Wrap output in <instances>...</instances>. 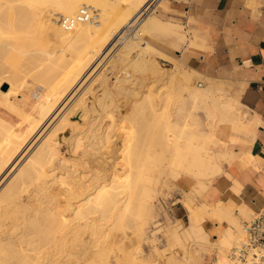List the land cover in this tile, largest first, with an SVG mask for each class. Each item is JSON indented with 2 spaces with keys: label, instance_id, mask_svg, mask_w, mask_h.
<instances>
[{
  "label": "bare ground",
  "instance_id": "bare-ground-1",
  "mask_svg": "<svg viewBox=\"0 0 264 264\" xmlns=\"http://www.w3.org/2000/svg\"><path fill=\"white\" fill-rule=\"evenodd\" d=\"M153 2L154 0H0V52L11 51L19 53L20 57L26 56L29 60L27 62H31L34 67L35 76L40 77L43 85L41 91L34 93L30 102L26 100L22 103L16 100L19 97L16 87L21 78L18 74H21V70L18 68V71L9 76L0 75V85L6 78H10L8 91H0V264H84L88 260L94 261V264L113 263H110L107 249L104 251L102 246L103 248L96 250V246L108 240L107 231L119 230L126 234L127 229L134 224L138 226V230L143 229L156 195L158 178L165 169H169L174 176L191 175L195 179L194 191L201 196L213 178L223 171V162H231L236 155L219 147L221 142L215 135L218 126L231 122L235 130L245 134L250 132L248 115L239 109V95L231 94L227 85L223 86L219 80H212L206 88L186 84L182 88L186 94L175 96V78L171 76L170 85L160 92V107L153 91L136 106L137 111L140 109V114L142 112L149 119L148 125L147 121L144 123L147 126L142 124L146 134L156 138L152 146L151 143L144 142L145 145H138V148L137 143L141 139L137 133L139 125L131 128V125L125 124L119 131L123 140L120 150L123 162L121 168L125 169V173L113 171L108 179L93 188L83 180L85 177L81 176L75 181L71 177L72 168L69 170L68 159L63 156L64 153L62 155L59 147L63 143L59 141V130L71 121V113H81L80 120L84 121L86 129H79L78 134L74 132L76 135L68 140L73 153L84 150V153L93 154L94 141L89 139L96 138L99 134L98 129L94 128L96 119L92 115L96 104H91L92 101L89 102L91 105L87 104V97L83 94L76 95L78 85L92 64L97 59L104 60L112 51L113 44H119V40L121 51H116L118 53L114 57L123 60L137 48L139 50L135 56L145 64L155 63L156 59L150 55L151 52L172 57L155 45L143 41V33L164 38L171 46H201L196 32L193 38H188L184 28L178 23L164 20L156 13L150 12L143 16ZM84 5L97 11L94 20L79 22L70 30L56 23L59 15L75 16ZM136 21H140V36L135 39L126 32ZM46 34L54 38L45 40L43 36ZM40 37L45 43L38 42ZM34 43H40L38 46L42 48L41 54L37 53L36 46H32ZM31 47L35 49H32L33 52ZM2 68L0 65V70ZM91 72L88 73L89 76ZM125 74L124 78L127 79L130 73L126 69ZM101 76L104 75L100 74ZM122 80L119 79L120 82ZM22 83L23 80L20 85ZM90 84L91 82L89 86ZM108 89L107 86L103 91ZM96 95L98 96L97 93ZM102 99L97 100L102 103ZM69 100L71 105L68 104V109L59 113L57 125L54 128L51 126L53 129L47 132L43 130L44 134L32 146L41 125L48 122L53 113ZM73 125L72 123L70 128ZM105 134L106 140L111 138L107 132ZM84 138L89 141L86 146ZM156 143L160 145L161 151L156 150ZM164 163L165 168L160 173L157 169ZM12 169L13 172L7 177L6 174ZM156 170L159 176L155 174ZM185 205L195 217L193 215L194 219L186 229L181 230L180 227L181 229L172 230V245H179L182 250L179 254H171L163 264H201L199 255L207 250L215 251L214 264H240L233 251L246 239L243 219L251 218L253 211L245 205L237 206L223 201H204L197 211L189 204ZM208 218L215 220L217 234L214 239L205 228ZM108 222L113 224L108 227L109 230L104 229ZM84 232L86 235L88 232V240L84 239Z\"/></svg>",
  "mask_w": 264,
  "mask_h": 264
},
{
  "label": "rangeland",
  "instance_id": "rangeland-1",
  "mask_svg": "<svg viewBox=\"0 0 264 264\" xmlns=\"http://www.w3.org/2000/svg\"><path fill=\"white\" fill-rule=\"evenodd\" d=\"M160 1L161 0H159L158 2H155L156 6H152L154 8V10L151 11V13H153V14L156 13V15L160 16L164 20H168V21L180 24L184 28L188 38H193L194 34L192 37H189V33L192 30L191 27H186L180 20L174 19L172 17H170V18L169 17H163L160 15V13L158 11V3ZM139 22L140 21H136V23H134L132 26H130L128 28V30L126 32V33H128V36H130V37L132 36L135 39L139 38V36H140V34H139L140 32H138ZM56 23L58 25H60L58 22V18H56ZM48 34L43 36L45 40H48V38H49V40H51L55 37V35L52 33H50V34L54 37H52L51 35L48 36ZM46 36H47V39H46ZM141 36L143 37L142 38L143 41H146V43L148 42L152 45H155L158 48L161 46H164V45H159L162 42L166 43L167 44L166 46H168V48L172 51L174 49L179 50V49H182L184 47H187L185 45L171 46L166 41V39L159 38V37H153L147 33H143V34H141ZM42 39L43 38L40 37L41 41L38 40V42L45 43V41H42ZM114 42H116V40ZM117 42H118V40H117ZM40 43H36V44L34 43V45H32V46L37 47V48L35 47V49H38L37 53H39V54H41V50H42L41 46L39 45L41 49L38 46V44H40ZM46 44H47V42H46ZM120 44H121L120 40H119V44L114 43L113 44L114 47H113V49H111L112 51L109 52V55H107L106 58H103L104 60L99 59V61H98V59H97L92 64V66L88 70V73L92 71L91 75L89 76L87 73V75L89 77L86 75L82 79V82H80V84L78 85V87H79V89L77 90L78 92H76V95L78 93V96H81L83 94L87 97V98L85 96L83 97V98H86V102L88 101L87 104H90L91 101H92L91 104H93L94 102L95 103L93 105L96 104V106H93L96 108H95V113H93L92 115L96 119V120H94L95 121L94 128L96 130L98 129L97 133H99V134H97L95 136L96 138L89 139V141L93 139L95 150L97 149L96 151L95 150L93 151V154L95 156L93 154L84 153L85 152L84 150H79L77 153H73V151L71 149V143L68 140V138H73L76 135V133L78 134V133H80L81 130L85 131V129H86V125L84 124V121L82 119L80 120L79 114H81V113H79V112L71 113L70 117H71L72 122L69 121L68 124L65 125V127H64L65 129L63 128L64 130L60 129L59 130L60 132L58 131L60 133V138H61L59 141L60 142L62 141L64 143L63 144L61 142L62 145L61 146L59 145V147L61 149L62 155L64 153L63 156L67 157V159H68L67 165L68 164L70 165V166L68 165L69 170L72 168L70 171H71V174L74 175V177L72 175H71V177L73 179L75 178L74 181L81 176L83 178L85 177L86 179H83V180L88 185H91L92 188L94 186H97L104 179H108L109 176H111V174L113 173V171L118 172V173H121V172L125 173L124 172L125 169L121 168L123 162L120 159L121 155H122L120 150L123 147V145H122L123 140H122V137L119 133V131L121 130V128H123V126H125V124L127 126L131 125V126H129L131 128L133 126L136 127L137 125H139V126H137V127H139V128H137V131H138L137 133H138V135L140 134L141 142L138 139L139 141L137 143V146L143 145L144 142L145 143H151V146H152V142L154 140H156L155 137H153V136L151 137L150 135H147L146 130H144L145 129L144 127L148 125L147 120H149V119L147 118V116H145V114H142V112L140 114V109L138 110L139 112L137 111L136 106L138 103H140L142 101V98L147 97L146 95H149V92L153 91L152 92L153 96L155 97V95H156L155 101L157 102L158 107H160V103H161L160 92L163 91L166 88V86L170 85L169 81L171 79V76H174V78H175V82L173 84V94L175 96H181L182 93L186 94V91L182 89L183 85L191 84L194 87L200 86V87L206 88L210 85V83L212 81V80L206 79L201 73H199L195 69H190L186 65V63L182 59H180L178 57V55H176V53L169 54L160 48L159 49L161 51H163L164 53H166L172 57L160 56V55H157V54L151 52L150 55L152 54L151 56L155 57L156 61L154 64H150L149 62H146V64H145V63H142V61H143L142 59H141L142 60L141 61L139 58V60L141 61L140 62V61H138V57L135 56L136 52L139 50V48H137L136 50H133L129 54V56L126 55L124 60L120 59L119 57L118 58L114 57L118 52L121 51L122 45H120ZM43 47H44V45H43ZM32 49H34V48L31 47L30 50H32ZM116 51H118V52H116ZM32 52H33V50H32ZM9 54H10V56H9ZM16 54H17V52H15V54H14V52H11V51L5 52V53H3L2 51L0 52V65H2V67H3L2 68L3 70L2 69L0 70V75L1 76H3V75L9 76V75H11L10 73H13L14 71H18V68H19V71L21 70L20 71L21 74L20 73H18V74H19V77L21 75V78H20V81L16 87V89L19 90V97H17L16 100L19 102H22V103L26 100H28V102H30V100L32 98H34V93L41 91L43 85L41 83V80H39L40 77L37 78V76H35L36 73L34 72V69H33L34 67H33L32 63L27 62V61H29V60H27V57L26 56L20 57L19 53L17 55ZM121 54H120V56H121ZM4 55H6V56H4ZM122 55L124 56V54H122ZM13 59L15 62H18V63H15L13 61ZM15 59H17V60H15ZM130 59H132V60L130 61ZM8 60H9V62H7ZM136 62H137V64H135ZM22 63H24V64L22 65ZM147 63H148V65H147ZM156 63H157V65H156ZM11 65H12V67H11ZM97 65H99V66H97ZM13 68L16 70H14ZM92 68H96V69L92 70ZM124 68L130 73L129 77L127 79L124 78V76L126 75ZM100 71L103 72V74ZM99 72L101 75H104L106 77L101 76L102 77L101 78ZM97 76H99V78H98L99 80L97 79ZM86 77H88V78L86 79ZM92 77L94 79V82H93ZM119 79H123V80L120 82ZM8 80L10 81V78H8V79L6 78V80H4L1 83L0 91H2V92L8 91L9 86H10L9 85L10 83ZM22 80H23V83H22V85H20V82H22ZM42 82H43V80H42ZM90 82L92 85L90 84V86H89ZM103 82L105 84L107 82V84L104 86ZM219 83L223 84V86H226V83H223V81L219 80ZM98 84H101V85H98ZM102 85H103V87H102ZM107 86L109 89L106 91H103L107 88ZM226 87L228 88V85ZM229 89H230V87L228 88V90ZM89 90H91V91L89 92ZM96 93L98 94V96L96 95ZM79 94H81V95H79ZM89 94H90V96H89ZM99 96H101V97L99 98ZM97 99L98 100L102 99L101 100L102 103H100V101H98ZM70 102L71 101L69 100L67 103H65V105L62 104L56 110L58 112V114L55 111L53 113V116H51V118L49 120L50 122L48 121V122H45L41 125L40 130L38 131L41 134L38 133V135L36 136L37 139L36 138L34 139L32 146L44 134L43 132H47L52 127L54 128L57 125V122H58V119L60 117L61 112L65 109H68L69 105H71ZM107 105H109V107ZM66 106H67V108H65ZM111 116H113V117H111ZM53 117H55V118H53ZM77 118L79 120H77ZM80 121H83V122H80ZM146 121H147V125L144 124V123H146ZM72 123L74 124L73 125L74 127L72 126L70 128ZM142 123L145 125L144 127H143ZM67 125H69V126H67ZM44 126L46 127L45 129L43 128ZM77 126H78V128H77ZM47 128H48V130H47ZM75 128L78 130H76ZM79 129H80V131H79ZM96 130H95V132H96ZM105 131L108 133V135L111 136V138H113V139L109 138L110 140L108 139L110 142L105 139V136H106ZM71 132H73V133H71ZM74 132H76V133H74ZM141 134H143V136H141ZM99 135H102V136H99ZM149 136L151 137L150 139H149ZM62 138L66 139V140H63ZM118 138H120V139H118ZM83 141L86 142L84 146H86V144L89 143V141H87V138H84ZM69 143H70V145H69ZM84 146H82V147H84ZM155 146H156V150L158 149L161 151V147L158 143H156ZM106 147H108V148L105 149ZM138 148H140V146H138ZM64 149H65V151H64ZM70 149H71V151H70ZM136 150H139V149H136ZM97 152H98V154H97ZM106 152H108V154ZM75 159H76V161H75ZM69 160H71V161H69ZM72 160L75 161V163ZM76 163H77V165H76ZM164 168H165V163L162 166H160V168L157 170L160 172V170H162V169L164 170ZM74 169H75V172H74ZM13 170L14 169H12L11 171L10 170L8 171V174H6L7 177L9 176V174H11L13 172ZM157 170L155 171V174L156 173L159 174V172ZM119 171H121V172H119ZM164 172H162V176L160 175L161 177L158 178L159 183L157 184L156 195L152 201L151 209H150V212H149L148 218H147V223L143 226V229L141 231L138 230V226L136 224H134V225H132V227H129L127 229L126 234H124L122 231H119V230L107 231V232H109V238L107 237L108 240H106L103 243L104 245L99 244L96 246L97 247V248H95L96 250L101 249L102 246L105 248L104 251L107 249L106 252L109 253L108 255H110V257H109L110 263L113 262L111 264H163V263H165V261L167 260V258L171 254L181 253L182 249L179 245H172V243H173L172 237H171L172 230L175 228H179V229L182 228L181 230H183V228L186 229L189 222H191L194 219L195 214H192V212H191L192 210L191 211L187 210L185 204H189L194 211H197V209L200 210V208L203 206L204 201L199 202L197 200V197H199V195H197V193L194 191L193 187H192V189H187L181 185V181L184 180L183 178H181L182 175L174 176L171 174L169 169H165ZM82 173H84V174H82ZM83 175H85V176H83ZM157 176H159V175H157ZM95 180H97V182ZM1 184H3V183H1ZM92 188H89V189H92ZM187 190H189V191H187ZM193 215H194V217H193ZM254 216L255 215H253L251 218L247 219L246 221L252 220ZM214 221L215 220H211L210 218H208V220L205 222V228L210 233L212 238L213 237L215 238L214 235L217 234L215 231L216 227L214 226ZM107 224L108 225H105L104 229H107L108 227L113 226V224L110 222H108ZM107 230H109V228ZM86 233H87V235L85 234V232L83 234L84 239L88 238V232H86ZM85 235H86V237H85ZM190 243H193V242H190ZM199 258L201 260V264H214L213 261L215 260V251L214 252H213V250L204 251L202 254L199 255ZM130 259H131V261H130ZM90 261H92V260H88L87 262H84V264H94L93 263L94 261H92V262H90ZM128 262H130V263H128Z\"/></svg>",
  "mask_w": 264,
  "mask_h": 264
},
{
  "label": "crops",
  "instance_id": "crops-1",
  "mask_svg": "<svg viewBox=\"0 0 264 264\" xmlns=\"http://www.w3.org/2000/svg\"><path fill=\"white\" fill-rule=\"evenodd\" d=\"M158 11L192 27L189 37L196 32L201 45L172 51L162 42L159 48L238 93L239 109L251 126L248 134L231 122L218 126L219 147L236 155L223 162V171L197 200L245 205L255 215L264 208V0H161ZM181 178V185L192 189L195 179Z\"/></svg>",
  "mask_w": 264,
  "mask_h": 264
},
{
  "label": "built area",
  "instance_id": "built-area-1",
  "mask_svg": "<svg viewBox=\"0 0 264 264\" xmlns=\"http://www.w3.org/2000/svg\"><path fill=\"white\" fill-rule=\"evenodd\" d=\"M158 1L154 0L143 16L153 11L152 6H156ZM96 12L93 7L84 5L75 16H59L58 22L64 29L70 30L79 22L94 20ZM244 230L246 239L234 249L233 255L240 264H264V208L252 220L244 222Z\"/></svg>",
  "mask_w": 264,
  "mask_h": 264
}]
</instances>
